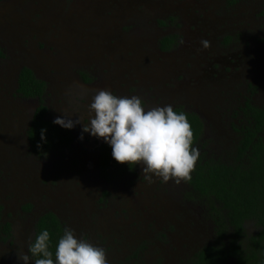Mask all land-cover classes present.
I'll return each instance as SVG.
<instances>
[{
    "label": "flooded vegetation",
    "instance_id": "flooded-vegetation-1",
    "mask_svg": "<svg viewBox=\"0 0 264 264\" xmlns=\"http://www.w3.org/2000/svg\"><path fill=\"white\" fill-rule=\"evenodd\" d=\"M109 1H80L78 19L66 28L47 22L62 14L55 0H0V252L13 264H23L18 255L48 213L103 247L109 264H193L204 247L226 241L217 224L222 205L213 208L192 178L179 183V200L177 183H149L139 164L120 181L102 178L108 144L82 131L98 90L195 116L201 131L193 146L209 160L239 164L242 150L249 161L264 145V126L256 133L251 126L264 115V0ZM94 19L105 28L93 32ZM24 68L44 83L45 120H80L70 130L57 125L70 141L47 154L29 141L40 100L20 92ZM257 226L245 220L243 238L257 237Z\"/></svg>",
    "mask_w": 264,
    "mask_h": 264
},
{
    "label": "clouds",
    "instance_id": "clouds-1",
    "mask_svg": "<svg viewBox=\"0 0 264 264\" xmlns=\"http://www.w3.org/2000/svg\"><path fill=\"white\" fill-rule=\"evenodd\" d=\"M88 109L90 121L82 131L102 138L115 161L130 167L139 164L149 183L154 177L163 183L191 180L200 151L193 146L194 133L186 112L174 110L171 104L146 107L138 95L118 96L106 89L96 92ZM68 117L63 114L53 122L69 130L80 123ZM45 134L46 129L41 131L42 139ZM18 259L23 264H109L103 247L78 237L68 226L63 228L54 253L50 232L43 229L34 240L30 238L28 251L19 253Z\"/></svg>",
    "mask_w": 264,
    "mask_h": 264
},
{
    "label": "trees",
    "instance_id": "trees-1",
    "mask_svg": "<svg viewBox=\"0 0 264 264\" xmlns=\"http://www.w3.org/2000/svg\"><path fill=\"white\" fill-rule=\"evenodd\" d=\"M163 46L168 49L170 44L164 41ZM19 85L21 93L40 100V107L28 132L33 151L37 154H47L68 143L70 134L66 131L61 134L57 124L45 120L44 83L36 78L29 68H24L21 70ZM188 118L195 143L201 131L200 124L197 123L198 119L195 116ZM253 121L254 124L251 126L255 128L254 133L258 128L263 129L264 115L254 116ZM45 129L46 138L42 139L41 131ZM243 151L238 157L239 164L234 163V165L199 157L191 173L195 190L204 198H208L213 208H216L215 201L222 205L223 209L217 211L219 214L217 224L221 239L223 236V240H226L219 241L214 247H204L196 254L193 264H264V145L261 144L254 156H249V161L245 160ZM111 152L109 145L103 147L100 165L102 178L108 182L120 181L132 167L115 161ZM248 219L256 220L257 228L262 229L257 237L243 238V224ZM43 229L50 232V250L54 253L58 240L63 234L60 220L52 213L44 215L40 220L37 234ZM227 233L230 235L226 236ZM137 257V253L134 254V258Z\"/></svg>",
    "mask_w": 264,
    "mask_h": 264
},
{
    "label": "rangeland",
    "instance_id": "rangeland-1",
    "mask_svg": "<svg viewBox=\"0 0 264 264\" xmlns=\"http://www.w3.org/2000/svg\"><path fill=\"white\" fill-rule=\"evenodd\" d=\"M55 1H57V3H58L57 4L58 10H61V5L63 6L62 14L58 15V16L51 17L50 19L47 20V22H50L51 20H56L57 19L58 24L61 23L67 28L68 24L70 22L74 21L75 19H78V16H79L78 15V11L79 10H77L78 3H80V1H86V0H55ZM114 1L118 2L119 0H110L109 4H113ZM52 11H56V10H52ZM69 13H70V15L67 16V14H69ZM109 15H112V14L111 13H104V12L101 13V16L103 17V19H107V21L112 20V19H110L111 17ZM103 19H101V20L100 19L99 20H95L94 19V20H92V22H89L88 26L92 27V25L94 24V27L92 29L90 28L93 32L98 31V30H103L105 27L100 24L102 21H104ZM46 27L49 28V25H46ZM51 28H54L55 30H58V25L52 24ZM118 29H119L118 27H117V29L111 27V30H118ZM50 30H52V29H50ZM137 36L138 35H135V37H137ZM51 38H52L51 32H47V36H45L43 38V41H45V42L50 41ZM104 45L106 46L107 42H105ZM33 49L35 50V52L38 51V48H36V47H34ZM106 59H108V57ZM102 64H104V63H102ZM105 64L108 65L107 63H105ZM43 67H45V65H43ZM69 69H71V68H69ZM72 78L74 79V77H72ZM137 170L141 171V173H142V168H141L140 165L137 167ZM170 182H172V181H170ZM166 185H168V183H165V185L162 186V189L165 188ZM127 190H128V192L131 191L130 188H128V187H127ZM182 191H183V188L181 187L180 184L173 185V194H174L175 200H179V199L182 198V195H180V193ZM115 193H116V195L119 194V190H116ZM116 195H115V197H116ZM128 200H130V202L131 201H135L133 198H130ZM87 208L89 209V206ZM87 208L86 207L83 208V210H84V212L86 214H88V212L90 210V209L88 210ZM128 209L131 210L132 208L128 207ZM119 237H122V236H119ZM0 253H1L0 254V263L3 261L4 257L6 258V261H7V259H10L9 255H7L5 252H0ZM8 264H13V263H11V259L8 261Z\"/></svg>",
    "mask_w": 264,
    "mask_h": 264
}]
</instances>
